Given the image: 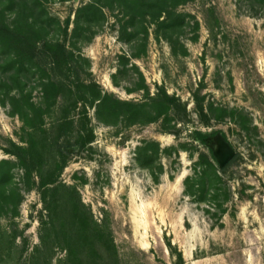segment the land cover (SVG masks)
Here are the masks:
<instances>
[{"label":"rangeland","instance_id":"obj_1","mask_svg":"<svg viewBox=\"0 0 264 264\" xmlns=\"http://www.w3.org/2000/svg\"><path fill=\"white\" fill-rule=\"evenodd\" d=\"M94 2L40 0L28 44L0 36V264H264V0H170L173 29Z\"/></svg>","mask_w":264,"mask_h":264},{"label":"trees","instance_id":"obj_2","mask_svg":"<svg viewBox=\"0 0 264 264\" xmlns=\"http://www.w3.org/2000/svg\"><path fill=\"white\" fill-rule=\"evenodd\" d=\"M13 1V0H11ZM102 0H96L97 3L101 2ZM134 8H143L144 9V15H150V17L158 22L159 27H166L168 29H173L178 26H181L182 24V18L183 15L180 12L175 11L174 7H176L175 4H169L170 0H127ZM96 2L85 5L82 8V11H101L102 9L99 7H96ZM40 4V0H34L33 4L31 6H28L26 3V0H19V2L16 4V18L14 20L13 24H5L4 21H1L0 19V36L4 40H9L10 43L13 42L18 46L26 45L28 44V38L26 35V32L23 31V28H33L34 30L38 29L41 30V26H39V21L35 19L33 13L36 11V8ZM30 11L31 14H28L27 12ZM44 11V9L42 10ZM166 12V17L163 20H160L161 14ZM29 17H34L30 18ZM41 23H43L41 21ZM6 38H5V37ZM50 43L46 42V46H48ZM50 46H59L62 47L60 44H50ZM87 88V86H86ZM89 89L94 90V85L88 86ZM111 99V95L104 94L103 96L99 94V96L92 95V102H97V116L98 118L102 119V114L105 109H107V106L109 105V101ZM178 99L175 96H170L167 94L164 90L158 94V97L155 101V103H160L164 106L168 104H174L176 103ZM132 107H134L133 112H126L128 113L126 119L130 122H136L138 121V115L140 110L142 111L144 109V104H134ZM143 108V109H142ZM154 119V118H152ZM200 137L203 141L206 143L212 142V138L206 139L207 136L200 134ZM225 167V166H224ZM223 167V168H224Z\"/></svg>","mask_w":264,"mask_h":264},{"label":"water","instance_id":"obj_3","mask_svg":"<svg viewBox=\"0 0 264 264\" xmlns=\"http://www.w3.org/2000/svg\"><path fill=\"white\" fill-rule=\"evenodd\" d=\"M217 139L219 143L217 144ZM220 144V145H219ZM212 152L221 167L225 166L234 156L235 152L231 145L220 135L214 138Z\"/></svg>","mask_w":264,"mask_h":264},{"label":"bare ground","instance_id":"obj_4","mask_svg":"<svg viewBox=\"0 0 264 264\" xmlns=\"http://www.w3.org/2000/svg\"><path fill=\"white\" fill-rule=\"evenodd\" d=\"M217 141H218V142H217V144H218L220 140H219V139H217ZM219 145H220V144H219Z\"/></svg>","mask_w":264,"mask_h":264}]
</instances>
